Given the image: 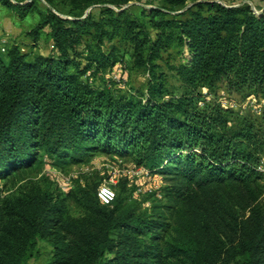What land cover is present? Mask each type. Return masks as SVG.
Instances as JSON below:
<instances>
[{
  "label": "trees",
  "instance_id": "obj_1",
  "mask_svg": "<svg viewBox=\"0 0 264 264\" xmlns=\"http://www.w3.org/2000/svg\"><path fill=\"white\" fill-rule=\"evenodd\" d=\"M43 1L28 34L47 28L49 54L29 61L15 42L0 53V179L40 153L60 168L102 152L132 158L165 184L143 208L129 200L125 179L109 205L99 203L96 182L65 193L31 186L0 205V264H27L38 240L52 248L48 264H264V107L256 123L201 92L223 83L264 99V9ZM133 1L151 6L136 15L125 6ZM0 3L19 18L35 8V0ZM172 46L186 50L183 61L163 58ZM121 51L145 77L142 88L122 92L105 76ZM69 202L82 215L71 216Z\"/></svg>",
  "mask_w": 264,
  "mask_h": 264
},
{
  "label": "rangeland",
  "instance_id": "obj_2",
  "mask_svg": "<svg viewBox=\"0 0 264 264\" xmlns=\"http://www.w3.org/2000/svg\"><path fill=\"white\" fill-rule=\"evenodd\" d=\"M218 1L235 5L246 3L255 14H259L264 9V0ZM130 4L135 6L134 13L136 15L139 14V8L147 9L151 6L137 1L130 2L125 6ZM156 4L158 2H154V5ZM46 7H48V4L45 1L35 0L34 10L26 17L19 18L0 3V53H4V48L15 42L21 47L22 53L26 54V58L29 61L36 56H47L51 47L49 30L44 28L37 39L33 35L28 34V31L38 22L41 12ZM59 7L64 9L63 6ZM94 8L90 7L87 11H94ZM53 10L56 11L55 9ZM59 14L69 18L68 15ZM128 54L126 51H121L119 53L121 60L105 75L115 81L116 86L122 92L142 88L145 81L143 74L132 66V61ZM185 56H187L186 50H181V48L175 46L163 52V58L170 64L183 61ZM159 63H161L162 69L169 77V85L176 86L178 81L171 76L172 74L167 70L168 67L165 65L164 60L159 61ZM201 92L205 95L207 101H217L223 108L231 109L240 115H249L256 123H259L260 113L264 107V99L262 97L255 95L242 96L237 92L228 91L223 83H219L214 91H207V89L201 88ZM201 105L203 104L201 103ZM259 168L264 172V161ZM66 175H70V183L65 184V187L62 178ZM121 179H125L129 200H135L140 208L149 205V195L160 197L161 189L165 184L162 176L152 174L144 167L135 165L130 157L93 152L86 155L79 163L56 168L48 160L41 157L40 153L32 167L20 169L8 177L0 179V205L6 199L21 196L31 186L55 188L65 193L77 183L83 186H90L96 182L98 185H109L114 190V187ZM68 206L71 216L78 217L82 215L81 209L72 202H69ZM51 250V246L46 241L38 240L37 245L27 253V264H48Z\"/></svg>",
  "mask_w": 264,
  "mask_h": 264
},
{
  "label": "built area",
  "instance_id": "obj_3",
  "mask_svg": "<svg viewBox=\"0 0 264 264\" xmlns=\"http://www.w3.org/2000/svg\"><path fill=\"white\" fill-rule=\"evenodd\" d=\"M62 179L64 186L70 183V175L63 176ZM96 196L101 205H109L115 197V191L109 185L101 184L97 187Z\"/></svg>",
  "mask_w": 264,
  "mask_h": 264
}]
</instances>
